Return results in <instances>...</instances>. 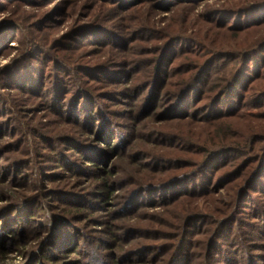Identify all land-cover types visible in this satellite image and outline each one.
Listing matches in <instances>:
<instances>
[{
	"label": "rangeland",
	"instance_id": "obj_1",
	"mask_svg": "<svg viewBox=\"0 0 264 264\" xmlns=\"http://www.w3.org/2000/svg\"><path fill=\"white\" fill-rule=\"evenodd\" d=\"M261 1L0 0V264H264V235L217 238L264 215ZM211 58L261 75L214 121L220 90L177 98Z\"/></svg>",
	"mask_w": 264,
	"mask_h": 264
},
{
	"label": "trees",
	"instance_id": "obj_2",
	"mask_svg": "<svg viewBox=\"0 0 264 264\" xmlns=\"http://www.w3.org/2000/svg\"><path fill=\"white\" fill-rule=\"evenodd\" d=\"M177 3H181V1H176L175 3H173V5L176 6ZM258 5L259 6L264 5V1L258 2ZM259 19H262V18H257L256 20H259ZM251 26H252V28H250V30H254L257 27V26H255V24H253ZM201 39L202 40L200 42L196 43V44L198 46L201 45L202 47L205 48L206 44L203 43V38H201ZM261 46H264V43H260L257 47H254L252 49L248 48L249 51L242 52L240 57H242V55H243V57H246L249 54L253 55V52L255 54V52L259 48H261ZM248 49H246V50H248ZM218 50H220V49L217 48L216 51H218ZM224 54L227 55L228 53L224 52V51H219L216 55H224ZM212 55L215 56V54H212ZM221 59H226V58L225 57H221L218 60H221ZM212 60H214V58L209 59L206 62V64L203 65L200 68V70L195 74V76L192 78V80H190V82L183 87V89L181 90L180 94L177 96V98H179V101L183 99V102H184V100H186L189 95L194 94V93L197 92V88L196 87L198 85H200V83L203 85L204 88H207V89L212 88L214 90H216V89L220 90L219 93L217 94V96L212 99V102H211V105H210V106L214 105V106H216V108L215 109L214 108L213 109L212 108L208 109L209 110V114L208 115L210 116L208 121H211V120L214 121V120H219V119L222 120V119L233 117L235 114H233L232 112L234 111V108L237 106V103H236L237 93H236V91H237L238 87L240 85H242L243 82L246 79H248L250 77H253V75H255V77H253V79L260 78V76H261L260 73H256L253 65H252L253 69L250 67V62L252 61V59H250V61H248V60L245 61V62L241 61V63L239 64L237 69L234 71L233 75L230 76L228 81L224 80V78H222L219 75H217L214 78H212L211 75H207V76H205V78H203V76H204L203 71L207 68V66H208L207 64L208 63L210 64V62ZM242 60H245V59H242ZM252 62H254V61H252ZM67 68L70 71H74L73 67L72 68L67 67ZM262 70H264V69H262ZM63 72H65V71H63ZM262 72H264V71H262ZM161 73H162V69L159 68L157 70V74H161ZM223 80L225 82L224 84L222 83ZM202 92H204V91H201V93ZM201 93H200V95H201ZM58 96H60V95H57V97ZM69 106L70 105H68L66 112L70 115V113H72L73 109H75V108H69ZM190 108H192V107H190ZM76 110H77L76 113L81 112V111L78 112L77 108H76ZM208 110L204 111L203 113L207 114ZM179 118H181V117H179ZM74 131L77 134L79 133V129L78 128H74ZM189 140L191 141V138H189ZM198 140L199 139H197L195 141L201 142V141H198ZM202 143H204L202 149H203V152H205V153H208V150L211 149L213 146H215V147L217 146L216 144L213 145L211 142H209V143L208 142H202ZM73 149H75V148H73ZM232 149H234V148H232ZM222 150H224V149H218L216 151H210L209 155H207V159L199 166V171L198 172L201 171L203 165L207 161H209L214 156V154L215 155L220 154L219 152H221ZM234 152H236V153H234L235 155L232 154L234 156H239V155L242 154V152H239V151H234ZM54 157H55V153H52V152L46 155V158L49 159V162H54L53 161ZM86 169H94V168H93V165H92L91 167H88ZM198 172H195L192 177H194V176L197 177L199 175ZM204 177L205 176H202V178H204ZM257 178L258 179L260 178L262 180V183H264V171H258V173L256 171V172L252 173V175L248 179L247 184L245 185L243 190L244 191L247 190L246 192L251 191L252 190V186L254 185L255 180ZM103 186L106 187L105 183H103ZM246 186H247V188H246ZM258 186H260L258 190H262V188H264V185H261V183H259ZM236 204H238V203H236ZM39 208H41L43 210V209H45V206L44 205L43 206L39 205ZM247 208H248L247 209L248 211H241V214H235L234 213L235 216L233 218H235V219H233V221H231L230 231H232V232H229L228 235H231V233H233L234 226L238 227L237 235L234 234L232 239L229 238V237H228L229 238L228 239V238H226V236L221 237L220 235H218L219 236V237H217L218 239L221 238L223 240V243H228L229 245L232 244L233 242H234V244L238 245L239 243L237 242V239L243 237V238L249 239L250 245H252V243L254 242L256 236L264 235V226H262L260 228L259 225L257 223H255V221L254 222L252 221V219L254 220V218H249V217H252V216H255V218H262L261 216H264V215H262V212L259 211V210H256V209H253V208L251 209L250 207H247ZM19 218L23 219L22 216H19ZM56 220H58V218ZM241 222H243V223H241ZM239 223H241V225ZM44 227H46V225L41 226V228H44ZM62 230L63 229L60 230L61 233L62 234L65 233V235H67L66 232H68V231H62ZM195 234H197V233H195ZM214 243H216V241ZM65 244H66V246H69V243L67 241L65 242ZM61 246H63V245H61ZM215 247H216V245H215ZM252 260H255V258H253ZM219 263H221V262H219Z\"/></svg>",
	"mask_w": 264,
	"mask_h": 264
}]
</instances>
